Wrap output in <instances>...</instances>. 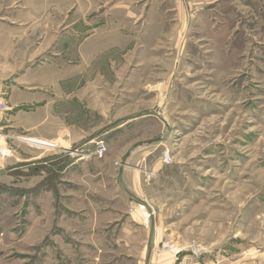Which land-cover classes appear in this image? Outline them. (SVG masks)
Masks as SVG:
<instances>
[{"label": "rangeland", "instance_id": "1", "mask_svg": "<svg viewBox=\"0 0 264 264\" xmlns=\"http://www.w3.org/2000/svg\"><path fill=\"white\" fill-rule=\"evenodd\" d=\"M93 37L122 45L117 116L156 118L86 150L0 125V264H264V0H0V80Z\"/></svg>", "mask_w": 264, "mask_h": 264}, {"label": "crops", "instance_id": "2", "mask_svg": "<svg viewBox=\"0 0 264 264\" xmlns=\"http://www.w3.org/2000/svg\"><path fill=\"white\" fill-rule=\"evenodd\" d=\"M94 34L102 38L105 33L98 29ZM96 39V42L91 41ZM70 43L66 41L58 46L62 44L61 48H66L67 53L78 50L77 58L72 56L74 53L61 58L56 56L50 61L27 66L18 74L17 80H0V97L8 106L6 119L0 123L1 127L13 128L15 125L11 124L12 115L21 113L19 116L24 122L20 126L25 131L34 132L33 139L49 142L54 147L86 150L96 139L110 136L132 122L156 118L155 108L143 110L134 116H117V109L122 103L117 100L113 91H116L117 82L122 81L115 58V54L117 56L121 53L120 43H104L98 38H88L78 45ZM92 105L101 110L98 112L102 115V123L96 129L93 128L95 131L90 132ZM75 132L81 135L76 143ZM154 141L159 142L161 138L150 140L147 144ZM143 145V142H139L135 147ZM133 155L132 150H129L123 158L131 160ZM148 155L149 153L145 154ZM89 176L87 172L86 177ZM132 176L136 186L141 181L140 174L121 168L116 174L117 183L130 190L126 184L131 183Z\"/></svg>", "mask_w": 264, "mask_h": 264}, {"label": "bare ground", "instance_id": "3", "mask_svg": "<svg viewBox=\"0 0 264 264\" xmlns=\"http://www.w3.org/2000/svg\"><path fill=\"white\" fill-rule=\"evenodd\" d=\"M20 139V138H19ZM21 140L23 141H26V142H30V143H33V144H37V145H41V146H49V147H54V145H52L51 143L49 142H46V141H40V140H36V139H27V138H21ZM5 150V149H4ZM8 151V150H7ZM7 151H3V155H6L8 152ZM7 156V155H6ZM141 214L147 218L148 217V214L144 211V210H140Z\"/></svg>", "mask_w": 264, "mask_h": 264}, {"label": "built area", "instance_id": "4", "mask_svg": "<svg viewBox=\"0 0 264 264\" xmlns=\"http://www.w3.org/2000/svg\"><path fill=\"white\" fill-rule=\"evenodd\" d=\"M2 110H4V109H2ZM100 150H101V152H103L104 149L100 147Z\"/></svg>", "mask_w": 264, "mask_h": 264}]
</instances>
